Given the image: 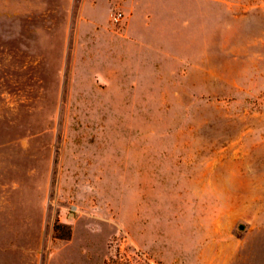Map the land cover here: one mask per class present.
I'll list each match as a JSON object with an SVG mask.
<instances>
[{"label": "rangeland", "instance_id": "rangeland-1", "mask_svg": "<svg viewBox=\"0 0 264 264\" xmlns=\"http://www.w3.org/2000/svg\"><path fill=\"white\" fill-rule=\"evenodd\" d=\"M0 264H264V0H0Z\"/></svg>", "mask_w": 264, "mask_h": 264}, {"label": "crops", "instance_id": "crops-1", "mask_svg": "<svg viewBox=\"0 0 264 264\" xmlns=\"http://www.w3.org/2000/svg\"><path fill=\"white\" fill-rule=\"evenodd\" d=\"M100 3H105L108 0H98ZM142 24V7H135L132 11V13H129V19L127 21V24L125 26V33L127 36V41L130 45L141 46L142 39L140 36L137 35V32L135 33V26L137 23Z\"/></svg>", "mask_w": 264, "mask_h": 264}, {"label": "built area", "instance_id": "built-area-1", "mask_svg": "<svg viewBox=\"0 0 264 264\" xmlns=\"http://www.w3.org/2000/svg\"><path fill=\"white\" fill-rule=\"evenodd\" d=\"M121 18H122V13H120V12L115 13V14L112 16V20H113V22H115V23L120 22Z\"/></svg>", "mask_w": 264, "mask_h": 264}]
</instances>
